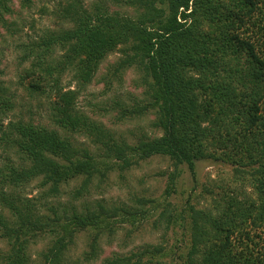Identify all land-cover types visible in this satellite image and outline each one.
I'll return each instance as SVG.
<instances>
[{"label":"trees","instance_id":"trees-1","mask_svg":"<svg viewBox=\"0 0 264 264\" xmlns=\"http://www.w3.org/2000/svg\"><path fill=\"white\" fill-rule=\"evenodd\" d=\"M19 2L29 7L32 0ZM108 2L134 7L138 15L134 18L110 12ZM11 7V0H0L1 26L8 24L5 15L13 13ZM58 15L72 26L51 31L43 47L31 49L37 56L30 71L39 72L34 89L44 92L54 88L65 102L62 126L73 132L86 129L104 146L108 157L121 162V169L153 155L169 157L175 168L186 164L192 174L198 160L232 164L235 179L251 191L221 194L215 212L190 207L185 262L264 264V0H100L93 11L80 0H70ZM35 45L39 43L29 46ZM118 48L134 51V55L119 60L118 68L136 62L152 79L148 102L133 112L154 109L152 127L161 132L139 138L134 144L114 138L112 131L92 121L74 118L69 104L73 95L57 90L64 72L87 81L100 62ZM10 105L0 96V112ZM8 128L4 133L9 138L4 143L8 147L13 144L22 154L18 167L9 161L0 168L8 184L17 186L42 176L53 183L50 190L57 192L61 182L80 174L89 179L94 173H106L92 154L80 152L56 130L21 119ZM0 130L3 133L1 122ZM10 194L14 196L0 191L8 204L12 203ZM17 213L22 224L14 229H9L0 215L7 236L15 235L5 264L26 262L20 233L25 231L30 212ZM115 213L99 205L98 212L73 214L71 219L75 227L93 226L98 231L96 238L102 228L112 231L108 219ZM138 213L144 216L145 211L126 210L132 221ZM44 227L38 226L41 230ZM65 230L45 254V264H61L62 250L72 233ZM94 248L93 243L91 253ZM164 255L163 247L149 243L104 263L162 264L159 258Z\"/></svg>","mask_w":264,"mask_h":264},{"label":"rangeland","instance_id":"rangeland-1","mask_svg":"<svg viewBox=\"0 0 264 264\" xmlns=\"http://www.w3.org/2000/svg\"><path fill=\"white\" fill-rule=\"evenodd\" d=\"M67 1L70 0H32L31 6L23 7L19 0H11L13 13L5 15L6 26L0 25V96L11 103L9 107H2L0 112L4 130L3 133L0 130V168L3 169L9 161L16 167L21 163L22 154L18 153V148L15 150L13 144L8 147L4 143L9 138L4 133L9 132V124L21 119L56 130L80 152L87 150L92 154L106 173H94L89 179L80 174L61 182L57 192L50 190L53 183L42 176L16 186L4 182L0 175V191L14 195H9L10 204L0 197V215L4 224L9 229L17 228L22 224L17 210L30 212L23 227L25 231L20 233V240L24 241L25 264H45V254L64 233V228L65 232L72 233L71 237L67 236L70 241L62 250L61 264H105L107 258L128 255L149 243L164 248L165 255L159 258L162 264H186L190 207L213 211L221 194L235 195L240 190L250 193L251 188H243L233 175V165L221 160L196 161L194 174L186 164L175 168L172 160L163 155L140 159L129 168L121 169V162L108 157L104 146L86 129L73 132L62 126L65 102L54 88H46L44 92L33 88L39 72L30 71L34 70L31 63L37 56L30 51L43 47L51 31L58 32L72 26L58 15ZM80 1L90 11L100 3V0ZM108 4L110 12L134 18L138 15L134 7ZM36 42L38 46H29ZM119 48L100 62L93 77L87 81L73 77V72H64L57 90L60 88L59 93L71 92L73 95L69 104L74 118L92 121L112 131L114 138H123L134 144L139 138L159 136L161 132L152 127L154 109L133 112L137 106L148 102V83L152 79L136 62H126L118 68L120 59L127 58L128 54L134 55L133 50L123 52ZM99 205L116 213L108 219L112 231L102 228L95 238L98 231L93 226L75 227L71 218L73 214L98 212ZM126 210H144L145 214H136L132 221ZM41 224L45 226L42 230L38 228ZM14 237L7 236L0 223V264L7 262L5 257ZM93 243L95 251L91 253Z\"/></svg>","mask_w":264,"mask_h":264}]
</instances>
